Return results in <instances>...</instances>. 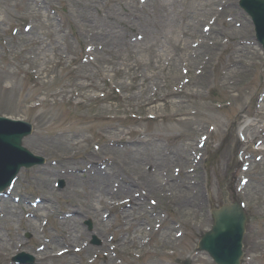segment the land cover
<instances>
[{"label": "rangeland", "instance_id": "obj_1", "mask_svg": "<svg viewBox=\"0 0 264 264\" xmlns=\"http://www.w3.org/2000/svg\"><path fill=\"white\" fill-rule=\"evenodd\" d=\"M32 1L0 0V116L33 124L24 146L47 162L23 169L9 198H0V239L5 243L0 242V264H14L12 258L20 252L34 256L35 264H65L71 259L74 264H110L105 255H110L109 242L125 233L117 225L104 231L102 217L110 213L116 224L122 208L99 211L98 195L85 182L93 168L105 175L111 169L107 161L91 165L86 161L93 157L89 153L100 149L97 155L108 159L124 149V144L107 146L113 129L126 140H138L139 151L150 155L208 136L192 173L202 185L197 195L201 211L174 208L165 199L159 200V217H154L146 204L141 205V216L133 219L143 223L142 238L151 240L152 249L137 258L128 247L118 259L124 264H183L188 259L192 264H214L206 253L196 252L198 243L213 225L211 211L235 200L245 205L248 215L244 264H264V142L254 143L264 141V131L259 132L264 124V55L239 0H57L40 16L34 6L32 12L25 8ZM86 3L94 4L93 20L82 17L81 5ZM161 7L168 16L176 15L174 24L156 14ZM36 40L52 44L40 48ZM218 41L215 52L207 51L205 46ZM195 77L200 80L196 85L191 84ZM182 84L186 86L181 97L148 103L140 94L144 89L148 97L158 90L176 92ZM180 100L189 116L177 115L168 105ZM145 138L153 140V146L143 144ZM68 144H73L71 150ZM237 150L243 152L242 160L230 180ZM62 151L68 152L67 163L59 159ZM73 167L71 179L60 173ZM45 195L52 196V204L45 205V212L40 209L43 203L36 210ZM69 206L79 213L70 212ZM40 215L36 234L29 223ZM159 221L166 230L154 231ZM174 225L182 234L177 242ZM67 232L79 236L73 248L86 250L43 259L42 254L57 251L51 236L67 239ZM94 236L100 246L92 245ZM136 236L141 238L139 232ZM40 245L53 250L39 251Z\"/></svg>", "mask_w": 264, "mask_h": 264}, {"label": "bare ground", "instance_id": "obj_2", "mask_svg": "<svg viewBox=\"0 0 264 264\" xmlns=\"http://www.w3.org/2000/svg\"><path fill=\"white\" fill-rule=\"evenodd\" d=\"M7 2H11L13 0H4ZM15 1V0H14ZM57 0H33L32 3L25 4V8L32 12V7H35V13L37 16H40L42 11L46 9H51L52 3ZM111 1H117V0H109ZM92 4H83L81 5L82 11V17L85 20H93V16L91 14ZM156 14L158 16H167V22L168 23H175L176 21V15L172 14L170 16L167 12L165 7H161L157 9ZM111 19H113V16H110ZM175 26V25H174ZM173 26V27H174ZM190 27V26H189ZM188 28V27H186ZM189 29V28H188ZM191 29H193L191 27ZM194 29H196L194 27ZM190 35H193L192 30H190ZM198 32V31H197ZM188 33V32H187ZM48 37L51 35L50 31L45 32ZM95 36H99V34H94ZM201 35H203L201 33ZM109 42V41H108ZM36 45L40 48H44L50 44H52V41H41L36 40ZM215 43V42H212ZM220 41H218L215 44H212L211 46H205L203 47L207 49V51H210L213 53L215 49H218L220 45L218 44ZM187 45V44H186ZM7 45L4 44V47ZM180 45L178 46V48ZM215 52V51H214ZM179 74L176 75V78H179ZM200 80L198 77L194 78V84L196 85ZM136 87V86H134ZM143 90L141 95L143 94L146 96V101L148 103H153L161 99H167V98H173V97H181L185 93L181 91L176 92H164L160 93L158 92L153 97H148V91ZM142 95V96H143ZM140 96V98H143ZM155 97V98H154ZM135 99H137V96H134ZM153 98V99H151ZM141 100V99H140ZM168 105L173 108V112H175L177 115L181 116H189L190 113L187 110L185 101L180 100L177 102H169ZM113 132L115 135H112L114 137H111L108 140L107 146L109 148H115L120 147L121 144H124L125 147L123 150H118L117 152L112 155L111 158L108 159H102L99 155L100 153L94 154L89 153V156L93 157H86V161L89 162L91 165H97L99 166L100 163H104L105 161L109 162V167L111 168L108 174H103V172L97 168H91V172L88 175L89 181L85 182V186L88 187L90 190H92V193L96 192L97 199L96 204L99 206V211H103L106 208H114V207H122L128 204V208L132 207L131 210L124 209L121 213V219H119L116 224L113 223V221L109 218L107 214H103L102 224L103 230H111L115 225L118 226V229L120 231H123L125 234L121 235L122 237L118 240L116 239L114 241V244L117 245V247L114 248L115 251H118L120 254H124L125 250H127L128 247H131L134 249V252L136 251L135 256L140 257L142 254H148L149 250L144 249L145 248V242L142 238V233L144 231L143 229V223L140 225H137L139 222L135 221L133 218L141 216V212H139L141 205L146 204L149 211L154 213V217H159V212L155 211L156 207L159 206V200H169L173 207L176 208L177 206L181 209H185L188 211H195L199 210L200 208V197H197V195L201 194V184H198L195 177L192 175V169L198 165L200 162V145L199 143H194V139H189V143L187 144V147L191 148L188 150L185 145H181L180 148H176L174 150H168L167 152H154L152 155H150L149 152H141L138 149V146L140 145L138 140L130 141L126 140L124 137V133H121L119 131H116L113 129ZM259 132H262V129H259ZM119 134L120 136H116ZM77 136V135H73ZM55 141H60V138H54ZM142 143L147 145L148 147L153 146V140L145 138L142 140ZM67 147L71 150L73 147V144H68ZM136 148V150H133L132 148ZM59 153V149L57 150ZM70 152V151H69ZM97 157V158H96ZM145 160L143 162L142 160ZM60 160H63L64 163L68 162V152L62 151L60 153ZM184 170V171H183ZM136 171V172H135ZM75 168H71L70 170H67V172L61 171L60 173H68L69 179L70 177L74 176ZM58 172V175L60 174ZM135 173H138V175H135ZM56 174V173H55ZM181 175V180L179 181V176ZM165 188H167V191H165ZM179 189V192H178ZM45 200L42 202V206L40 209L42 211L45 210V205L52 204L51 200L53 199L52 196L45 195ZM138 198V199H137ZM43 200V198H42ZM38 207V208H39ZM127 207V206H126ZM37 208V209H38ZM69 210L72 213H79L76 210V207L69 206ZM132 210H138L137 212H134ZM201 211V210H199ZM45 212V211H44ZM76 215V214H73ZM46 215L45 217H47ZM35 217V216H34ZM43 216H36L35 220L30 222V228H32L35 233L37 234L36 225L38 226L39 219ZM18 219V217H14V219ZM155 222V221H154ZM36 223V225H35ZM159 230L164 231L166 228H162V226H157ZM60 228H62L60 226ZM152 228V226H150ZM39 229V226H38ZM40 229H43V225H40ZM174 241L179 240V235L177 233V227L174 225ZM136 231V232H135ZM131 232V235L129 233ZM139 232L141 235V238L138 240L136 233ZM67 239H61L58 240V237L56 235L51 236V239L53 240L54 245L57 248L56 253H44L42 254V258L47 257H64L65 255L70 254L73 251V243L74 240H77L79 236H73V234H70L67 232ZM135 239V241H134ZM138 241V246H136V243ZM1 243H4L1 241ZM166 244H170L171 241H165ZM175 242V243H176ZM5 244V243H4ZM105 245L107 246L108 243L105 241ZM49 247V250H53L52 246H44V250ZM51 248V249H50ZM76 250L79 251H85L86 248L83 247L82 249L76 248ZM139 250L141 251L139 253ZM65 264H74V260H64ZM116 261V258L114 256H111L108 263L114 264Z\"/></svg>", "mask_w": 264, "mask_h": 264}, {"label": "water", "instance_id": "obj_3", "mask_svg": "<svg viewBox=\"0 0 264 264\" xmlns=\"http://www.w3.org/2000/svg\"><path fill=\"white\" fill-rule=\"evenodd\" d=\"M241 5L253 17L259 38L264 41V0H242ZM31 126L0 119V190L9 185L23 167L43 164L22 148V140ZM215 226L206 234L200 247L210 253L217 264H240L245 213L237 205L213 214ZM188 264V263H187Z\"/></svg>", "mask_w": 264, "mask_h": 264}]
</instances>
